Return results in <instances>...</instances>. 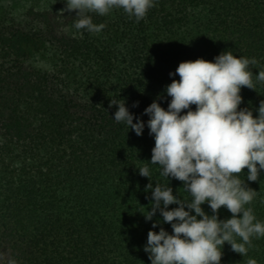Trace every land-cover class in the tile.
Here are the masks:
<instances>
[{
	"label": "trees",
	"instance_id": "obj_1",
	"mask_svg": "<svg viewBox=\"0 0 264 264\" xmlns=\"http://www.w3.org/2000/svg\"><path fill=\"white\" fill-rule=\"evenodd\" d=\"M35 1L0 4L3 264L9 256L17 264H150L143 251L152 223L143 216L151 204L146 186H165L167 179L174 196H190L181 181L165 179L149 163L154 140L147 126L140 136L127 131L112 119L116 106L109 102L124 100L146 121L143 109L158 96L167 108L164 88L179 80L169 72L180 62L230 51L256 60L249 65L254 87L241 86L238 106L251 107L255 117L264 100V82L255 77L264 71V0H154L139 22L119 8L89 12L94 24L105 25L99 33L77 30L75 10L61 13L63 0ZM145 165L148 178L138 174ZM246 173L239 177L257 195L245 207L264 222V171L257 181ZM201 207L212 214L207 203ZM217 215L232 214L221 206ZM153 220L161 221L153 231L162 226L171 234L159 213ZM251 244L241 257L225 243L221 264L249 258L264 264V237Z\"/></svg>",
	"mask_w": 264,
	"mask_h": 264
},
{
	"label": "clouds",
	"instance_id": "obj_2",
	"mask_svg": "<svg viewBox=\"0 0 264 264\" xmlns=\"http://www.w3.org/2000/svg\"><path fill=\"white\" fill-rule=\"evenodd\" d=\"M61 13L75 10L74 27L90 33H99L103 23L94 24L89 12L103 16L114 8L122 9L136 22L143 19L154 6V0H63ZM255 58L237 57L223 51L212 61L197 58L178 64L164 92L168 100L163 108L158 96L143 109L148 119L131 113L125 101L111 99L109 108L116 106L112 119L123 122L136 136L147 126L154 140L149 163L158 165L160 175L181 181L190 199L173 195L167 185L146 187L151 190V204L144 219L151 221L143 251L150 264H221L222 246L227 243L241 257L252 246L251 238L264 237V222L256 219L251 204L257 195L241 180L239 174L247 169V181H257L264 171V100L259 102L253 116L251 107L242 103L241 86L253 89L250 64ZM264 82V71L255 75ZM139 102H133L137 107ZM195 105L193 110L190 106ZM182 110H185L182 112ZM135 119V123L133 120ZM138 174L148 178L147 165L137 168ZM207 203L211 215L201 205ZM177 207L169 209V205ZM223 206L232 215L218 219L217 210ZM187 209V210H186ZM159 213L163 223L171 227V234L153 220ZM239 214V216L237 215ZM199 217V219H197ZM239 237V242L235 239ZM5 254L0 252V264ZM7 264H17L11 256ZM247 264H257L249 258Z\"/></svg>",
	"mask_w": 264,
	"mask_h": 264
},
{
	"label": "rangeland",
	"instance_id": "obj_3",
	"mask_svg": "<svg viewBox=\"0 0 264 264\" xmlns=\"http://www.w3.org/2000/svg\"><path fill=\"white\" fill-rule=\"evenodd\" d=\"M15 3H18L24 7H31L32 5L36 3V1L35 0H0V4H3V5L15 4ZM35 65L37 67L47 68V66L39 60L35 61Z\"/></svg>",
	"mask_w": 264,
	"mask_h": 264
}]
</instances>
